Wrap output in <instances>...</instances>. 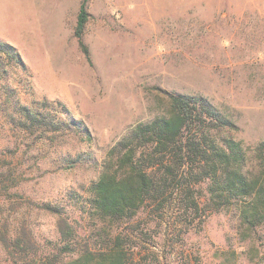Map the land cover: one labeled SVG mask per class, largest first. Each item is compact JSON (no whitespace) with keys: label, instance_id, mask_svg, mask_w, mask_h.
Instances as JSON below:
<instances>
[{"label":"rangeland","instance_id":"1","mask_svg":"<svg viewBox=\"0 0 264 264\" xmlns=\"http://www.w3.org/2000/svg\"><path fill=\"white\" fill-rule=\"evenodd\" d=\"M80 2L0 0V41L29 68L32 97L60 102L91 136L72 127L47 143L10 131L0 116V225L30 230L37 256L50 259L60 244L56 217L37 206L63 207L77 246L90 240L86 190L121 136L163 114L162 92L209 99L248 152L264 140V0H89L90 62L74 37ZM66 153L84 160L62 165ZM192 216L178 200L147 206L128 227L132 264H264V230L242 235L234 209ZM9 260L0 247V262Z\"/></svg>","mask_w":264,"mask_h":264},{"label":"trees","instance_id":"2","mask_svg":"<svg viewBox=\"0 0 264 264\" xmlns=\"http://www.w3.org/2000/svg\"><path fill=\"white\" fill-rule=\"evenodd\" d=\"M88 1L80 2L74 37L90 62L83 40ZM31 81L17 49L0 41V116L10 131L54 143L79 127L60 102L33 98ZM20 92L29 102L22 101ZM159 99L163 114L121 136L86 190L89 195L80 211L92 229L90 240L78 247L76 229L63 207L42 203L37 209L56 217L57 253L51 259L37 256L30 230L1 224L0 247L10 260L0 264H132L131 222L147 206L162 210L176 200L192 217L234 209L242 235L264 230V140L248 152L233 136L238 131L234 120L200 94L162 92ZM80 127L90 140L88 130ZM60 160L72 167L84 158L66 153Z\"/></svg>","mask_w":264,"mask_h":264}]
</instances>
